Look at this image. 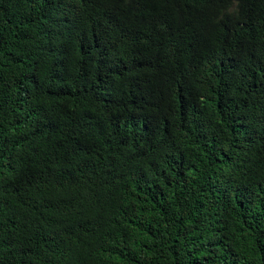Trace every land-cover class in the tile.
I'll use <instances>...</instances> for the list:
<instances>
[{
	"label": "trees",
	"instance_id": "1",
	"mask_svg": "<svg viewBox=\"0 0 264 264\" xmlns=\"http://www.w3.org/2000/svg\"><path fill=\"white\" fill-rule=\"evenodd\" d=\"M0 264H264V0H0Z\"/></svg>",
	"mask_w": 264,
	"mask_h": 264
},
{
	"label": "clouds",
	"instance_id": "2",
	"mask_svg": "<svg viewBox=\"0 0 264 264\" xmlns=\"http://www.w3.org/2000/svg\"><path fill=\"white\" fill-rule=\"evenodd\" d=\"M138 130L142 132L145 136L151 135L150 126H148V124L142 125ZM116 170L117 169L109 166L108 164L97 162V159L94 161L92 168V171L100 173V176L105 181L111 179L115 175ZM127 179H128V175H126V181Z\"/></svg>",
	"mask_w": 264,
	"mask_h": 264
}]
</instances>
